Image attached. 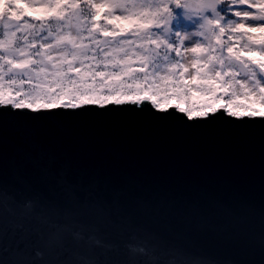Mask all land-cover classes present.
<instances>
[{
    "label": "water",
    "instance_id": "1",
    "mask_svg": "<svg viewBox=\"0 0 264 264\" xmlns=\"http://www.w3.org/2000/svg\"><path fill=\"white\" fill-rule=\"evenodd\" d=\"M85 108L0 109V264H64L84 252L70 239L47 243L48 229L20 207L29 200L112 245L95 251L99 264H127L131 231L206 264H264V118Z\"/></svg>",
    "mask_w": 264,
    "mask_h": 264
},
{
    "label": "snow or ice",
    "instance_id": "2",
    "mask_svg": "<svg viewBox=\"0 0 264 264\" xmlns=\"http://www.w3.org/2000/svg\"><path fill=\"white\" fill-rule=\"evenodd\" d=\"M237 5L247 7L235 10ZM45 7L58 11L29 21L17 0H0L4 112L30 109L39 116L52 109L86 111L85 106L99 105L107 110L111 105L151 107L161 115L172 109L192 123L213 119L210 113L241 122L245 117L264 118V111L246 105V110L236 111L241 106L234 103L244 96L264 105V0H73ZM105 7L108 11L98 21V10ZM120 19L132 20V27L109 23ZM44 32L38 42L36 37ZM242 52H258L261 58H246ZM185 54L192 57L187 65ZM185 77L204 83H186ZM193 87L211 99L199 106L167 103L172 97L185 100ZM216 100L222 103L213 106ZM58 182L65 191L73 190L65 176ZM20 207L26 217L48 229L47 243L64 249L70 239L84 249L64 264H99L95 251L113 247L87 226L61 221L37 200L21 202ZM153 239L131 231L125 244L130 250L127 264H206L182 249H163Z\"/></svg>",
    "mask_w": 264,
    "mask_h": 264
},
{
    "label": "rangeland",
    "instance_id": "3",
    "mask_svg": "<svg viewBox=\"0 0 264 264\" xmlns=\"http://www.w3.org/2000/svg\"><path fill=\"white\" fill-rule=\"evenodd\" d=\"M19 1H21V0H19ZM23 1H26L29 5L30 4H32V5L36 4V6H40L41 4L45 6L47 3H50V2L62 3L61 0H23ZM97 2H100V0H97ZM246 7H247L246 5H237V6H235V10H240V8H246ZM56 10L58 11V9H56ZM38 11H42V10L39 9ZM65 11H67V10H65ZM107 11L103 10V12H107ZM253 11H255V9H253ZM117 14H119V13H117ZM24 16H25V19H28L29 21H32L31 17H29L27 15V12H24ZM131 24L133 25V22ZM132 25H131V27H132ZM54 26L55 25H53V27ZM122 28H124V25H122ZM46 34H47L46 32L41 33L40 36L36 37V40L38 42H40L41 37L43 35H46ZM253 35L254 36H260L262 34L259 33V32H254ZM0 38H2V36H0ZM29 39H32V37H29ZM241 54L243 56H245L246 58L254 59L253 56L256 57V53L254 54L253 52H242ZM185 55H186V59H185L184 62L187 65V64H189L191 62L192 57H191V54H185ZM260 58H261V56H260ZM260 58H258V59H260ZM189 71H194V70L193 69H189ZM185 82L186 83H193V84H195V83H204V81L189 80L188 77H185ZM25 87H27V86H25ZM145 94H147V93H145ZM63 98H65V97H63ZM202 98H207L208 101L211 99V97L208 94L199 92L195 87H193L192 90L188 93L187 98L185 100H183V101H186V103L183 104V106L187 107V106H189V104L197 105V106L202 105V104H204ZM171 99L172 98H170L169 100H171ZM169 100L167 101L168 104H169ZM178 103H182V101H178ZM234 103L236 105H240L241 106V107L235 108L236 111H244V110H246V108L244 107L245 105L247 107H249V108H256L258 110L264 111V105H261L258 102H256L255 97L246 98L244 96H239L235 100ZM215 104H216V102L213 105H215ZM204 110H206V109H204Z\"/></svg>",
    "mask_w": 264,
    "mask_h": 264
}]
</instances>
